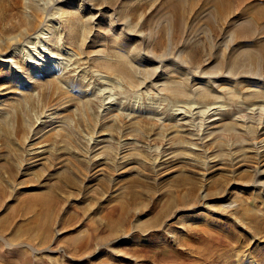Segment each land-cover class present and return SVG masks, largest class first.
<instances>
[{"label":"rangeland","instance_id":"obj_1","mask_svg":"<svg viewBox=\"0 0 264 264\" xmlns=\"http://www.w3.org/2000/svg\"><path fill=\"white\" fill-rule=\"evenodd\" d=\"M37 1L39 20L52 15L27 49L38 72L23 53L12 57L20 74L0 65V264H264V65L253 79L218 67L233 24L211 30L204 18L217 10L194 0L167 51L168 22L150 18L165 0ZM27 12L25 0H0V59L20 29L9 22ZM133 51L166 75L130 83L103 67ZM148 65L133 57L122 70L136 78ZM178 68L190 87L174 93ZM45 193V213L28 207Z\"/></svg>","mask_w":264,"mask_h":264},{"label":"bare ground","instance_id":"obj_2","mask_svg":"<svg viewBox=\"0 0 264 264\" xmlns=\"http://www.w3.org/2000/svg\"><path fill=\"white\" fill-rule=\"evenodd\" d=\"M110 1H114V0H110ZM115 1H118V0H115ZM204 1H205L207 6H214L215 9L217 10L214 17L208 16L209 18H204L205 22L211 27V30H213V31L215 30V28H214L215 24H218V23L219 24L220 23L225 24V23L230 22V23L233 24L232 26H233V32L235 34V40L238 42V43L235 42V45L233 44V47H232L233 48V53L230 55L229 59L222 58L218 62L219 63L218 67H228L229 68L228 71H230L234 67L239 66L241 72H238V73H240L241 76H243L245 78H249V79L259 78L260 74L257 73V69L261 68V66L264 65V41L261 42L260 44L256 45V46L252 45L254 43L252 41L255 40L257 34L264 33V0H204ZM56 2H60V1L59 0H52V4H55ZM126 5L127 4L125 2H123L122 6L126 7ZM53 7L54 6H52V8ZM194 7H195L194 0H191L189 2L186 1V0H165V2L162 5L158 6V8H156V10L153 12L154 14H152L150 18L158 16L159 17V19L157 21V25L158 26H159L161 21L168 22L167 34H168L169 39H168V44H167V47H166L167 49H165V50L169 51V49L172 46L171 45L172 44V39H173V38L171 39V36H172V25L176 26L180 32H183L184 30L186 31V29H185L186 21L184 20V17H185L186 13H188V12L191 13V11H193ZM233 8H237L239 10V12L235 16L229 18V20H228V16L232 12ZM39 9H43L44 10V8L40 7V4H39V2L37 0H25V10H28V11L31 12V15L28 12L26 13L28 15L27 21L22 23V24L13 23L12 20L9 22L8 26H10V27L7 28V29H9V31L18 30L19 28L20 29H19V31L16 34L12 35L11 37H9L7 39L8 43H10L11 45H14L12 47V50L14 49V52H12V53L8 52V54H9L8 56L7 55H3L2 58L0 59L1 60L0 61V65H3L4 67L10 69L14 74H20L21 73V67L19 65L20 63H18L19 59L16 60V59H14L15 57L14 58H12V57H13V55L16 56L17 54L20 55V53H23V58L21 57L20 60L22 62H24V63H27V62L30 63L32 71L34 73L38 72L37 64H39V63H38L37 59L34 60V58H35L34 56L36 55L37 52H35L34 55H33L31 53V50L29 52L27 49L32 48L33 50H35L36 46H37V43H39V40H41L43 38L46 39V35L45 34L50 32L48 30L49 29L48 22H49V20H51V17H52V15H50V14L47 15L46 14L43 21L39 20L36 17L35 13H34V12L38 11ZM58 9H60V8L54 7L53 10L54 11H58ZM54 13H57V12H54ZM54 13H52V14H54ZM4 15H5V13H4ZM61 17H63L62 13H61ZM61 20H64V22H66L65 18H61ZM66 24L68 25L69 23L67 22ZM21 25L24 26V27H22V29L20 27ZM72 28H74V27H72L71 25H68L67 27H64L63 28L65 30L64 34L65 35L68 34L70 36L72 34V32H73ZM256 28H258V29H256ZM163 30H165V28H163ZM140 33L143 34V32H140ZM214 34H215V32H214ZM263 38H264V36H263ZM248 40H250V43H247ZM158 43H159V45L161 44V42H158ZM16 44L17 45L19 44V46H20L19 48H17V50H16V46H17ZM38 46L40 47V45H38ZM8 47H10V46H8ZM115 54H116L117 58L120 57L123 60V65H122V62L120 63L119 61L117 63H112V64H110L111 62L103 61V65H107V66H103V67H105V68L108 67L109 70L112 69V71L117 69V73H118V71H119V74L123 73L124 74L123 77L130 83H137V81H138V83H140V82L143 81L144 77H147V79H148V77H150L151 75H152L151 78L155 79L156 77L158 78V77H160V75H162V74L164 75L165 74V72L162 70V71H160V73L155 75L154 68H153L154 66L151 64V60L148 57H146L145 55H142V54L138 53V51L137 52L133 51L132 53H130L131 55H128V54L127 55H124V54L119 55V53H117V52ZM162 56H165V55H162ZM133 57H139V58L143 59L146 63L148 62V64H149L147 66L148 68L145 69V72L143 73V75H137L136 74L137 75L136 78H135V75H133V74L131 75L130 73H128V71L125 72L124 70H122V66H123V69H124L125 60H130ZM43 61H44V59H43ZM52 66H54V68L51 67V62L47 58L44 61V67L46 68V70L49 69V68H53V69L57 68V66L55 67V64L52 65ZM179 70H180L179 71V75L181 77L180 81L171 80L172 82L167 83V86H166V88L168 90H170L171 92H174V93H178L179 92L177 87L183 85L182 86V88H183V87H186V86L189 85V83H188L189 79L187 78V75H186L187 73L184 71V69H179ZM177 71L178 70H175V72H177ZM57 72H58V70H57ZM161 72H162V74H161ZM168 72H169V70H168ZM208 76L209 75L207 74V77ZM133 79H136L137 81L133 82ZM206 82H208V81H206ZM187 83H188V85L184 86V84H187ZM189 87H190V85H189ZM201 88L198 89V90H201ZM207 89H208V87H207ZM180 90H181V88H180ZM193 90L189 89V93L190 92L194 93L195 91H193ZM202 91L203 90H201V92H200L201 94H202ZM204 94H206V91H205ZM249 94L251 96H259L260 95L259 91L256 90V89L253 90ZM212 106H214V105H212ZM193 107H191V108H193ZM214 107H211V109L214 108ZM208 111H210V110L208 109ZM259 112L261 113V111H259ZM207 113H209V112H207ZM263 115H264V113H263ZM242 121L244 122V120H242ZM212 124H214L213 121H212ZM6 167L10 168L11 165L7 164ZM27 200H28V202H27L28 203V207L31 208L34 204L40 205V212H42V213L44 212L45 213L46 212V206L44 205V202H48V201L52 200V195L49 194V193L37 194V195H33V196L28 197L26 199V201Z\"/></svg>","mask_w":264,"mask_h":264}]
</instances>
